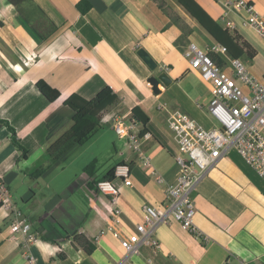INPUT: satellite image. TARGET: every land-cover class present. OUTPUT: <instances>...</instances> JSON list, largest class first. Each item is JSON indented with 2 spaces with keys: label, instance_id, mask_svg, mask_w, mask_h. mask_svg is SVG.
Here are the masks:
<instances>
[{
  "label": "crops",
  "instance_id": "0c3cea01",
  "mask_svg": "<svg viewBox=\"0 0 264 264\" xmlns=\"http://www.w3.org/2000/svg\"><path fill=\"white\" fill-rule=\"evenodd\" d=\"M80 1L32 0L56 27L47 39L40 40L17 10L0 0V119L14 128L28 151L26 160L21 161L9 132L0 127V180L10 192L11 203L38 234L30 248L36 263L122 264L130 260L136 264H264V183L234 150L222 156L191 193L196 209L193 223L206 237L205 242L170 220L151 229L159 250L140 243L138 255L129 257L108 232L92 243L93 237L109 226V205L104 195L89 190L98 202L89 206L75 205L57 195L46 196L53 189L46 182L53 165L46 150L71 127L73 112L64 103L72 95L89 101L108 87L118 102L106 113L131 121V111L137 107L148 119L144 126L148 138L140 142L139 152L127 148L122 139L112 143L119 160L111 168L121 163L128 166L132 182L131 187L119 191L120 214L115 229L122 238L143 223L145 205L165 206V185L158 182V177L172 183L177 175V145L167 119L172 112H186L176 98L165 101L154 95L147 78L153 72H165L195 107H202L198 109L203 110L200 112L211 123L210 128L214 126L205 111L212 85L189 68L183 57L184 46L175 45L181 35L179 29L172 25L170 37L164 38L148 26L147 16L135 0H86L90 9L85 14L76 9ZM195 1L230 35L250 45L254 57L248 64L257 66L261 73L258 79L264 80V42L254 30L242 28L244 13L228 5L237 0ZM245 1L264 17V0ZM139 48L157 62L155 71L138 57ZM40 80L59 92L52 104L36 89ZM159 87L165 88L162 84ZM159 105H165V109L158 110ZM103 133L98 132L83 146L72 147L59 161L84 154ZM141 156L150 160V166L141 162ZM91 159L97 162L94 154ZM40 167H46V172L37 180L29 178ZM83 168L79 184L86 188L88 176ZM114 184L120 186L119 181ZM10 222L8 212L0 209V264H31L19 242L12 238ZM80 230L85 241L94 245L89 254L72 242L64 244L70 237L67 234Z\"/></svg>",
  "mask_w": 264,
  "mask_h": 264
},
{
  "label": "built area",
  "instance_id": "2783aa9c",
  "mask_svg": "<svg viewBox=\"0 0 264 264\" xmlns=\"http://www.w3.org/2000/svg\"><path fill=\"white\" fill-rule=\"evenodd\" d=\"M228 5L244 13L242 28L254 30L264 42V17L254 6L245 0H237ZM209 53L226 57L225 49L217 44L210 50H205L195 43H189L183 50V57L189 68L198 72L203 81L212 85V97L205 111L214 126L205 129L186 113L176 111L169 114L167 128L177 145V175L172 183H166L158 177V182L165 185V206L145 205L143 223L136 224L135 232L122 238L115 229L120 214L119 191L121 187H131L132 182L129 178V167L116 166L113 181H99L96 184L97 191L106 197L109 205V226L100 230L93 237L92 243H97L108 232L119 241L129 257L138 255L140 243L152 246L156 252L160 247L152 238L151 229L160 222L170 220L179 223L205 242L206 237L193 223L196 209L191 193L203 176L230 150L236 151L264 183V80L253 76L239 59L228 58L227 65L222 68L212 60ZM226 67L230 68V72L225 71ZM198 108L202 107L198 105ZM162 109H165V105L158 106V110ZM110 123L114 133L124 140L127 148L139 152L140 142L148 138V135L142 133L133 121L117 119L111 113L102 115L100 124ZM140 159L145 166H150L148 158L141 156ZM114 181H119L120 186H115ZM0 209L6 210L8 218L11 219L12 238L19 242L27 260L31 264H37L30 248L38 234L28 218L11 203L10 192L3 180H0ZM77 234L82 235L84 232L80 230ZM72 239V236L69 237L64 244L71 243ZM122 264L136 263L129 260Z\"/></svg>",
  "mask_w": 264,
  "mask_h": 264
},
{
  "label": "trees",
  "instance_id": "16d2710c",
  "mask_svg": "<svg viewBox=\"0 0 264 264\" xmlns=\"http://www.w3.org/2000/svg\"><path fill=\"white\" fill-rule=\"evenodd\" d=\"M172 1H174L177 6H179L207 35H209L214 40L215 44L225 49L228 58L245 61H251L253 59L254 51L251 49L250 45L246 42H240L238 37L230 35L215 20H213L195 0ZM6 2L17 10L25 22L30 24L40 40L47 39L55 32V25L51 23L42 11L33 4L32 0H6ZM166 5L165 1L162 2V5L158 7V10L166 14L167 10L164 8ZM76 9L80 14H85L90 9V4L86 0H81L77 3ZM171 24L180 30L181 35L177 41L181 43V46H185V43H188V40L184 35V28L180 26L175 19H171ZM209 56L218 66L223 68L226 65V61L220 55L209 53ZM35 87L49 104H52L59 97V92L51 88L42 80L38 81L35 84ZM117 102L118 98L115 96L112 89L108 87L101 90L89 101L78 95L70 96L64 104L73 112L72 124L59 139L47 148L46 154L49 162L54 164L58 162L72 147L87 144L101 129L102 125L100 124V119L102 115H104L108 109L115 106ZM130 120L141 124L143 126L142 133H145L144 126L148 119L137 107L132 109ZM0 127L6 128L9 132L10 142L19 152L20 160H26L28 151L20 144L14 128L7 121L1 119ZM119 165L124 164L121 163ZM115 168L116 167L111 168L102 177L95 178L96 162L92 161L84 166L83 172L88 176L86 188L90 191L98 192L96 189L97 182L113 181ZM46 170V167H40L29 175V178L37 180L46 172ZM69 236L73 237L72 244L80 246L86 254H89L94 249V245L85 241L84 237L77 234L76 231L66 235V237Z\"/></svg>",
  "mask_w": 264,
  "mask_h": 264
},
{
  "label": "rangeland",
  "instance_id": "374dc122",
  "mask_svg": "<svg viewBox=\"0 0 264 264\" xmlns=\"http://www.w3.org/2000/svg\"><path fill=\"white\" fill-rule=\"evenodd\" d=\"M164 1L167 4L164 7L167 10L166 14L158 10V7L161 6L162 2ZM135 4L141 7L142 12H144V15L147 16L145 19L148 22V26L161 34L164 38L170 37L168 30L170 27H172L171 19H175L177 23L184 28V35L187 40L190 39L188 43H195L205 50H210L214 46L215 43H211L208 38H206L202 29L179 6H177L174 1L135 0ZM174 43L177 45L179 42L174 41ZM153 56L157 60L160 59L159 56L154 54ZM241 61L249 68V71L253 75H255L257 78L261 76L257 66L251 64L249 65L248 61L245 60ZM225 71L230 72V68L226 67ZM157 74L158 73L153 72L151 76H156ZM158 98L165 101L171 100V98H176V100L180 101V105L184 108L187 115L191 117L196 123L205 129L211 127V123H209L208 119L203 116V112H200L203 110L195 107L194 103H192L193 101H189L188 98L185 97L182 89L177 85L171 84L162 89ZM199 104L202 103L200 102ZM179 109L181 108L179 107ZM109 126L111 127V124L101 127L99 132L104 131V133L102 136H98L100 138H95L97 139L95 140V144L90 149L85 150L86 152L84 154H80L79 156L72 155L68 161L64 163L63 161H58L51 166V176L46 179V182H49L53 186V189L52 191H48L46 193L48 198L57 195L56 198H67L75 205L89 206L95 205L96 203L98 205V202H96L97 200H95L97 198L94 197L95 194L79 184V178L81 175L80 169L82 166H86L92 162L91 154H94V156L97 158L96 176L99 178L106 174L107 171L115 165L117 160H119L116 157L114 148L112 146V143L114 141L116 142L118 137ZM70 187L71 190L69 189ZM16 201L18 205H21L19 198Z\"/></svg>",
  "mask_w": 264,
  "mask_h": 264
},
{
  "label": "water",
  "instance_id": "95a60500",
  "mask_svg": "<svg viewBox=\"0 0 264 264\" xmlns=\"http://www.w3.org/2000/svg\"><path fill=\"white\" fill-rule=\"evenodd\" d=\"M138 57L151 71H155L158 68L157 62L151 57V55L143 48L137 50ZM147 83L150 85L152 93L158 95L161 92L160 84L167 87L171 84V79L165 72H160L156 76H150L147 78Z\"/></svg>",
  "mask_w": 264,
  "mask_h": 264
}]
</instances>
